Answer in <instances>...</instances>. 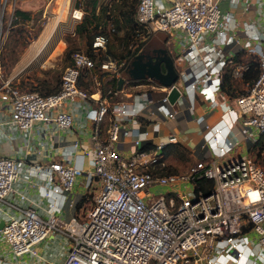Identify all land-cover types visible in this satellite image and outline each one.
Segmentation results:
<instances>
[{"label":"built area","instance_id":"obj_1","mask_svg":"<svg viewBox=\"0 0 264 264\" xmlns=\"http://www.w3.org/2000/svg\"><path fill=\"white\" fill-rule=\"evenodd\" d=\"M15 1L1 0L0 37L16 18ZM218 2L136 0L133 20L140 31L139 40L157 32L166 37L175 81L165 87L143 80L151 81L150 90L158 93L157 107L168 118L175 117L177 109L171 106L176 101L183 102L191 113L197 100L208 110L221 105L224 72L241 78L246 68L244 62L234 61L233 53L243 50L254 56L256 77L224 105V110L232 113L231 122L240 127L246 153L230 156L223 163L202 158L185 173H162V145L149 150L137 147L128 158L120 155L114 146L119 128L139 113L142 98L151 91L146 89L141 97L134 98L124 90L140 83L115 76L122 79L119 88L105 89L101 98L97 88L99 95L94 97L77 86L81 73L95 66V60L84 51L70 53L57 90L48 94L21 90L12 83L13 76L0 71V101L8 111V117L2 120L6 128L26 134L37 122H52L56 128L68 129L78 110H83L91 122L90 170H82V154H74L71 164L62 159L29 169L45 181V196L67 194L75 178L83 175L86 192L79 207L66 218L56 215L57 208L52 204L42 210L44 216L33 206L19 209L16 215H5L0 239L13 256L32 253L36 243L60 235L66 251L59 264H264V0L257 1L260 28L248 22L236 27L228 14L220 12ZM6 6L9 23L2 29ZM81 15L80 7L71 10L72 18L80 19ZM106 43V33L92 36L94 56L105 52ZM97 68L110 71L115 64L106 56ZM90 76L96 80L94 74ZM172 86L178 96L169 103L167 93ZM119 94L125 99H107ZM196 121H202L201 115ZM217 121L204 123L203 128L216 155L228 157L239 142L224 140ZM102 124L107 126L103 136ZM21 171L19 159L0 155V202H8ZM200 177L211 180L208 192L194 189ZM181 185L185 186L182 191L173 188ZM152 187L168 190L154 196ZM17 196L24 199L20 192Z\"/></svg>","mask_w":264,"mask_h":264},{"label":"crops","instance_id":"obj_2","mask_svg":"<svg viewBox=\"0 0 264 264\" xmlns=\"http://www.w3.org/2000/svg\"><path fill=\"white\" fill-rule=\"evenodd\" d=\"M257 1L219 0L218 8L221 13L228 14L231 17V20L236 23V27H239L243 22H248L260 28L257 19ZM51 27L54 28V26ZM52 28L48 29L42 42L48 39ZM28 45L26 44L25 47H28ZM25 47L23 50H26ZM229 51L233 53L231 50ZM241 51L243 54H240L238 59L234 58L233 53L234 61H242L250 57L243 50ZM235 80H238V84ZM97 81L99 82V80ZM234 83L236 84L234 85ZM149 84V82L140 83L135 87H129L131 90L124 87V93H130L133 97L136 96L137 98L141 97L142 91L146 90L142 87ZM245 84V82L241 81V78L230 77L228 88L225 89L224 86V89H221L223 94L222 99H224L223 103L212 110L206 109L204 102L197 100L196 107L193 113H191L183 102L176 101L171 106L172 110L177 109L175 117L172 118L165 117L160 112L157 107L158 93L152 91L150 95L142 98V100L140 98L143 106L139 110V113L132 119L126 120L119 128L118 139L114 143L115 149L124 158H128L137 147L146 146L142 149L149 150L153 149L156 145L170 144L173 148V144H176L180 152H182L180 156L173 154L171 152L172 149L162 159L163 164L165 163L164 165L166 166L165 170L168 169L169 171H173V158L180 160V157L184 154H186V156L184 155V159L186 160L215 158L220 163H223L230 156L245 154L246 144L244 146V142L241 140L240 127L233 121L231 122L232 113L228 114L224 110L225 103H229L232 97L241 92ZM89 93H93L94 97L99 95L97 89ZM123 94L122 96H124ZM198 115L202 117L201 122L196 121ZM7 117V106L0 101V155L19 159L22 171L19 179L13 184L14 191L7 198L8 202H0V209L2 211L0 221L3 220L5 215H16L19 213V209L28 206H33L39 215L44 216L42 210H45L49 204L56 206V215L60 218H66L74 214L86 192L83 175L75 178L73 187L67 194H48L45 196L43 194V191L46 189L43 186L45 181L38 175L30 173L29 169L33 165L45 167L51 162H59L62 159L71 164L74 154H82V170H90L93 153L92 142L89 138L91 122L85 116V112L83 110L74 112L71 125L68 129L62 130L56 128L52 122H37L26 134L16 129L6 128L2 124V120H5ZM105 121L107 122V117H105ZM216 121L217 125H220L222 128L221 137L224 140H238L239 142L235 150L228 154V157L225 154L222 156L216 155L214 147L208 140L209 134L203 128L204 123H214ZM106 127V124L101 125V136L104 135ZM74 142H76V146L73 148ZM160 154L162 155L161 152ZM173 188L178 190L181 187L173 186ZM162 189L168 190L167 187H162ZM17 192L22 193L24 199H19ZM65 251V241L60 235L48 236L32 247V253H25L19 256H13L7 250L5 244L0 241V264H59L63 259Z\"/></svg>","mask_w":264,"mask_h":264},{"label":"rangeland","instance_id":"obj_3","mask_svg":"<svg viewBox=\"0 0 264 264\" xmlns=\"http://www.w3.org/2000/svg\"><path fill=\"white\" fill-rule=\"evenodd\" d=\"M92 2L95 5L93 15L94 17L97 16L98 22L94 19L90 20H92L94 24L97 23V26L95 28L92 27L91 30L85 28L80 31V25L83 24L82 21L84 19L87 21L92 17L89 10ZM122 3L126 5V11L123 16L118 12L121 10L120 6ZM130 4L133 5L134 0H16L13 6L14 10L22 8L21 10L29 13V18L27 20L18 19V21L15 18L9 23V9L6 6L7 8L4 9V14L2 16V29L5 28V24H9L5 36L2 37L1 35L0 37V47L3 43L8 42V44H12L13 40L10 41V38L13 36L16 38L17 35L19 36V42L23 41V45L20 46L18 44L19 42L16 41L13 47L14 52L10 55V58L13 60L6 61L3 65L1 64L0 71L4 76H13L12 82L19 89L42 93V90H39L41 86L53 88L57 82L59 84L62 70L64 66L70 62L71 51H84L90 33L92 34L100 30L107 34V54L115 64L114 70H110L108 73L110 75L128 78L125 71L119 68V64L121 61H124L121 56L125 55L128 51H133L137 46V40L135 41L137 36H135L134 32L130 35V25L125 23L126 21L124 18V16L127 17L130 12ZM77 7H80L82 11L80 19H74L70 16L71 10ZM15 20L18 23L14 24L13 22ZM52 25L54 28H52L48 39L42 42L44 39L43 37H45L46 32H48V29H50ZM87 27H89V25H87ZM110 28H112V30ZM85 30H87L88 34L85 32L83 33ZM14 31H16L17 35H14ZM11 35L12 37L9 38ZM33 35L34 37L31 38ZM58 38L61 39V41H59ZM26 44H29L28 47H25ZM142 45L143 50L152 49L159 53H168V51H166L168 46L166 37L160 32L145 37ZM66 46L70 48L69 53L64 50ZM24 47L26 50H23ZM2 51H4V53H10L5 50V46ZM164 55L166 56V54ZM106 78H108V76L105 74L100 77L99 82L96 83L93 77L91 80L89 78L87 79L85 73L79 83L82 85L83 89L89 93L100 87L102 81ZM235 82L238 84V80H235ZM236 83H234V85ZM126 88L131 90L128 87ZM142 88L150 90L149 85L143 86ZM107 99H116L119 101L124 100L125 97L119 94L111 98L107 97ZM184 155L186 156V154ZM184 155L180 157V160L173 158V171L167 169L163 172L177 174L187 172L195 160H186L184 159ZM184 187V185H181L179 190H184ZM166 191L162 189V187L150 188V192L154 196L163 194Z\"/></svg>","mask_w":264,"mask_h":264},{"label":"trees","instance_id":"obj_4","mask_svg":"<svg viewBox=\"0 0 264 264\" xmlns=\"http://www.w3.org/2000/svg\"><path fill=\"white\" fill-rule=\"evenodd\" d=\"M123 1H125V0H123ZM135 3H136V0H134V4L133 5L130 4L131 5L130 12H129L128 16L127 17L124 16V18H125V21H126L125 23L130 25V30H131L130 31V35H131V33L134 32L135 36H137L135 38V41L137 40L136 41L137 46L135 47V49L133 51H130V52L128 51L125 55L121 56V57H123V60H124L123 61V64L120 66V69L121 70H124L125 65H126V62L128 61V59L131 56H133L134 54H136L140 49L143 48V45L142 44L144 42V39L143 40H139L138 34H139L140 31H139L138 26L136 25V23L133 20V12H134ZM94 7H95V5L92 2L91 6L89 7V10L91 12L92 17L89 18V20H87V21L85 19L82 21L83 24L80 25V31L81 30H84L85 28H87V30H91L92 27L95 28L97 26V23L94 24V23H92V20H90V19H94V20L97 21V16L94 17V15H93ZM125 7H126L125 3H122L121 6H120L121 10L118 11V12H120V14L122 16L125 14V11H126L125 10ZM13 14L15 15L17 21H18V19L19 20H21V19L22 20H27L29 18V13L26 12V11H24V10H21V8L15 9L14 12H13ZM16 20L13 22L14 24L18 23V22H16ZM87 25H89V27H87ZM87 30L83 31V33L84 32L87 33ZM97 33H103V32H101L100 30H97V31L93 32L92 34L90 33L89 38H88V40H87V42L85 44V47H84V52L87 53L89 56L92 57V59L95 60V66H94V68L90 72L87 71V72H82L81 73L80 77L77 80V86L83 89L82 85L79 82L83 78V75L85 73H86L87 79L89 78L90 80H91V76L90 75H92V74H94L96 76V80H100V77H102L103 75L106 74L108 76V78H106L105 80H103L102 81V85H100V87H98L99 92H100V98H101L103 96L104 92H105V89H109V88L114 89V88H116L118 77H115L114 75H110L108 73L109 71H101V70H99L97 68L98 63L101 62L102 60H104L106 58V56H109L107 54L108 52H107L106 46H105V49H104V51H105L104 53L98 52L97 55H95V56L92 53V51L90 49V41L92 39V36L94 34H97ZM14 35H17L16 34V31H14ZM10 37H12V35L9 36V38ZM32 37H34V35L31 36V38ZM10 41H12V44H8V42L6 41L7 43H3V45L0 47V50H1L0 51V65L1 64L3 65L6 61L13 60L12 58H10V55L14 52V48L13 47L15 46L16 41L19 42V36L17 35L16 38H14V36H13L12 38H10ZM22 43H23V41H20L18 44L20 46H22L23 45ZM4 46H5V50H7V51L10 52L9 54L7 52L4 53V51H2V49H4ZM64 50H65V52H68V53L70 52V48H67V46L65 47ZM103 54H106V55L103 56ZM160 54H162V53H160ZM164 54H166V56ZM240 54H243L241 50H238V51L234 52V58L235 59H238V57L240 56ZM162 56L164 58V61H163L162 64H164V63L165 64L166 63H170L169 55H167V53L163 52ZM242 61H244V63L246 64V68L242 72L241 81L242 82H245V83H251L252 80L256 77V74H257V71H258L256 60H255L254 56H250L248 59H244ZM161 68L163 70V66ZM96 72H97V74H96ZM229 80H230V75H229V73L227 71H225L224 74H223V77H222L221 85H220L222 89H224V86H225V89L228 88V86H229ZM144 82L151 83V81H146V80H143V79L136 80V81H132L133 84L134 83L135 84L136 83H144ZM41 87L39 88V90H42L41 91L42 93H40V94H48V93H51V92H55L57 90V88H58V82H57V84L53 88H47V87H42L41 88ZM109 101L112 102L114 100H110L109 99ZM145 147L146 146H142L141 148H145ZM170 151L173 152V154H175L177 156H180V154L182 153V152H180L179 147L176 146V144H173V148H172V145H170V144H168V145H162L160 147V152L162 153V155L160 154V156H161L160 157V160L162 161L163 157L168 152H170ZM165 167L166 166L164 165L161 168V171L160 172H162V173H169V172H163L165 170ZM194 185H195V187H194L195 190L196 189H200L203 192H208L211 189L212 182L209 179H206L204 177H200V178H197L195 180V184ZM247 228H248V226H247Z\"/></svg>","mask_w":264,"mask_h":264},{"label":"water","instance_id":"obj_5","mask_svg":"<svg viewBox=\"0 0 264 264\" xmlns=\"http://www.w3.org/2000/svg\"><path fill=\"white\" fill-rule=\"evenodd\" d=\"M162 54L152 49H140L126 62L124 71L130 80L150 79L160 86H170L176 79V73L171 63H164ZM163 70H162V66ZM122 79L118 78L116 88H119ZM178 96L175 87L167 93V100L173 103ZM2 221H0V227Z\"/></svg>","mask_w":264,"mask_h":264},{"label":"bare ground","instance_id":"obj_6","mask_svg":"<svg viewBox=\"0 0 264 264\" xmlns=\"http://www.w3.org/2000/svg\"><path fill=\"white\" fill-rule=\"evenodd\" d=\"M66 1V0H65ZM63 5V4H62ZM65 6V5H64ZM66 8V7H65ZM60 11V10H59ZM64 11V10H63ZM61 13V12H60ZM53 26V25H52ZM52 28V27H51ZM51 32V31H50ZM53 59V58H52Z\"/></svg>","mask_w":264,"mask_h":264},{"label":"flooded vegetation","instance_id":"obj_7","mask_svg":"<svg viewBox=\"0 0 264 264\" xmlns=\"http://www.w3.org/2000/svg\"><path fill=\"white\" fill-rule=\"evenodd\" d=\"M167 51V50H166ZM163 53V52H162Z\"/></svg>","mask_w":264,"mask_h":264}]
</instances>
